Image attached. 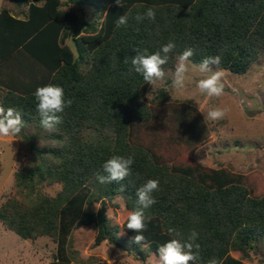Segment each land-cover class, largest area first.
I'll return each instance as SVG.
<instances>
[{
  "label": "trees",
  "instance_id": "1",
  "mask_svg": "<svg viewBox=\"0 0 264 264\" xmlns=\"http://www.w3.org/2000/svg\"><path fill=\"white\" fill-rule=\"evenodd\" d=\"M12 2L13 12L0 13V106L39 123L34 92L49 84L62 86L73 103L56 126L58 146L40 152L45 158L23 176L31 194L46 181L62 184L61 192L5 203L0 222L8 230L24 240L47 236L59 243L58 262L51 264H72L68 238L78 226L91 224L97 228L94 246L106 242L143 262L150 254L158 256L159 246L174 238L170 227L184 237L192 230L199 234L200 260L190 264H207L212 258L240 264L229 259L231 252L248 254L264 244V195L252 196L223 172L172 167L132 141L134 127L149 122L153 114L145 99L149 85L130 70L133 48L153 53L174 41L165 71L192 48L194 63L218 55V69L245 75L264 52V0H123L124 7L115 0ZM150 7L156 12L154 21L132 18ZM129 12L128 26L118 28L116 20ZM87 131L95 137L89 139ZM113 155L134 157L132 175L101 185L94 174H103V163ZM148 179L159 181V191L146 210L152 220L142 233L145 241L137 244L118 237L105 205L122 197L134 210L135 191ZM96 202L101 203L97 212Z\"/></svg>",
  "mask_w": 264,
  "mask_h": 264
},
{
  "label": "rangeland",
  "instance_id": "2",
  "mask_svg": "<svg viewBox=\"0 0 264 264\" xmlns=\"http://www.w3.org/2000/svg\"><path fill=\"white\" fill-rule=\"evenodd\" d=\"M14 8L12 0H0V13L3 9L13 12ZM89 14L90 10L87 9L86 15ZM72 44L69 39L67 45L72 48ZM174 66L166 70L169 84ZM222 71L224 93L218 98L194 94V85H189V90L184 93L166 90L165 87L153 90L149 85L145 99L153 118L134 127L132 141L151 150L157 158L172 167H198L223 172L237 178L251 191L252 196L262 197L264 52L245 75ZM16 73L13 71L12 75ZM17 80L13 78V81ZM213 107L226 109L225 117L217 121L206 119L207 111ZM24 123L21 135L0 140V208L10 200L27 202L39 195L55 197L62 190V184L46 181L37 184L32 194L29 192L23 176L45 158L40 152L55 149L58 144L56 131L48 133L40 122L34 120ZM86 135L89 139L95 137L91 131H87ZM100 206V202L94 203V211L97 212ZM105 209L109 225L118 228L119 238L128 241L136 235L126 228L130 209L124 198L116 197L106 201ZM96 236L97 228L93 224L81 225L73 230L68 238L72 264H158V256L154 254H150L143 262L135 254L117 249L106 242L96 247ZM58 245L47 236L24 240L0 222V264L57 263L55 256ZM145 248L141 246L142 252H146ZM229 259L240 264H264V244L248 254L231 252ZM70 262L67 261V264Z\"/></svg>",
  "mask_w": 264,
  "mask_h": 264
},
{
  "label": "clouds",
  "instance_id": "3",
  "mask_svg": "<svg viewBox=\"0 0 264 264\" xmlns=\"http://www.w3.org/2000/svg\"><path fill=\"white\" fill-rule=\"evenodd\" d=\"M119 7H124L123 0H115ZM131 13L120 15L116 20V26L127 27ZM156 12L153 8H148L145 13H137L132 17L137 23L145 19L154 21ZM176 49L174 41H169L160 49L149 53L148 49L133 48L136 55L131 57V69L143 77L146 84L151 85L154 90L157 87H165L177 93H184L189 90V85H194V94L206 96L208 98L220 97L224 93V85L221 82L224 72L218 70L221 63L220 56L203 58L198 64L191 59L195 51L186 48L176 57L174 70L171 72V82H167L165 65L170 60V54ZM128 63V60H125ZM36 110L40 117L41 126L48 132L56 131V126L63 123L62 113L65 108L70 107L72 99H66L62 86L49 84L41 86L34 92ZM226 109L213 107L207 111L205 118L212 121L221 120L226 115ZM25 128V123L21 119V113L14 108L5 109L0 106V140L14 138L21 135V130ZM133 156L113 155L102 165V172L95 173V179L101 185L120 182L132 175ZM137 178L139 174L137 173ZM123 191V188L120 189ZM159 191V181L148 179L135 191L137 197V207L130 211L127 216L126 228L136 233L133 237L135 243L140 244L145 241L142 235L147 229V224L152 217L146 214V210L152 207L156 200L153 193ZM168 233L174 238L163 243L158 248V264H190L200 260V244L197 243L198 233L192 230L187 237L174 228H168ZM207 264H220L217 258L207 261Z\"/></svg>",
  "mask_w": 264,
  "mask_h": 264
}]
</instances>
